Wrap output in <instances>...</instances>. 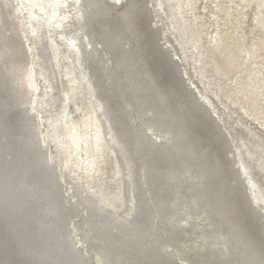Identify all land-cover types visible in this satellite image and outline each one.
I'll return each mask as SVG.
<instances>
[{
	"label": "bare ground",
	"instance_id": "6f19581e",
	"mask_svg": "<svg viewBox=\"0 0 264 264\" xmlns=\"http://www.w3.org/2000/svg\"><path fill=\"white\" fill-rule=\"evenodd\" d=\"M39 1L40 0H0V90L4 89L3 87L5 84L8 88V92L16 97V101L13 103L14 107H18L20 109L18 112H21L19 114L26 118L24 121L25 123L21 124L23 126L20 125V128H23V130L20 131V136L25 137L30 160L20 166V168L23 177L29 174H32L33 177V180L31 179L32 183L29 192L28 194L26 193L28 195L26 201L27 203L31 202L37 205L39 212L34 213L33 217L31 216V224L35 229L37 226H43V230L38 232L35 230L32 237H26V240L22 241L19 245H12L13 242H11L9 244L10 249L6 248L4 254L5 256H8L7 254L12 255V258L21 257L22 259V257H26L28 262L29 260L34 261L36 262L35 264H90L89 259L92 260V257L88 260L86 259L84 252L75 245L72 238L73 236L70 232L59 234V230L65 227H61L62 224H60V219L66 209H68L66 202L63 200L66 177L60 174L57 175V171L54 167H57L59 170L61 166L59 164L65 162L69 157L68 155H70L71 162L76 163V165L80 163L83 166L80 170L81 172L76 174L78 178H90L96 172L95 169L98 158L106 151L107 146H105L106 143L102 131L104 129H102L103 125L101 127L98 116L96 115L95 111L97 109H93L86 115V118L78 124L74 122L70 123V120L67 118L65 123L53 125V128L50 129L49 132V138L51 141H55V146L57 148V157L55 159L50 156L49 149H45V146L49 145L47 143L48 137L47 139L43 138V135L36 130L33 119H30L31 110L33 109L32 105L35 103L34 100L37 99V95L35 94L37 85L35 84V74L33 73L29 55L30 51L33 49L37 50L38 53L36 54L40 57L39 64L41 66V75L47 80L49 87L54 88V85L57 87L56 82L58 80L54 71V69H57V62L55 61L54 54L48 49L50 40L48 41L46 34L50 21L56 17L62 5V0L43 1L49 8L51 14L50 20L39 18L35 14V6L39 4ZM118 1H120V3H114L109 0H78L77 8L79 12H81L82 33L78 35L80 37L71 38L68 39V41L70 42L69 45L74 47L76 54L81 60V64L84 65L87 81L89 82L90 80L92 83V94L98 99L100 109L103 111L102 115L103 117L105 116L104 118L107 120V124H109V133L113 141L110 142L127 156V167L130 170L128 176L132 187L137 185V187L139 186L142 188L140 189L141 193L139 194V198L143 210L137 215H135L134 212L130 213L132 217L130 215H116L107 204L105 205L99 200L96 192L90 190L88 187L87 189L80 181L69 182L67 180L68 183H66L68 184V188L67 186L65 187L71 192H69L72 199L70 203L75 202L74 197L77 196L81 201L78 203V206L83 207V205H85V207L90 209L89 213H91V217L84 223L77 224L80 227V231L84 233L88 231V234L86 233L85 242L87 239L93 240L95 243L93 245L97 246L99 250L98 255L100 264H120V260L123 259L122 256L126 257L129 254L136 255L137 249L131 250L129 249L130 247H128L132 244V241H126L129 238L128 236L134 235L137 231H143L148 225L150 228V223H154L155 216L157 215L160 218L163 217V220L166 221V216L169 214L170 217H168L171 219V222H167L174 226V217L181 213L179 212L177 214L172 210V206L174 208L177 206H175V199H177V196H180V193L185 189L191 190L195 185L194 182L201 175L203 176L201 180L202 191L204 192V205L201 207V210H205L210 217V214H212L215 218L211 217V219H216L219 221L218 224H221L224 234L228 236L224 237L225 240H228L226 237L229 238L230 243L236 249L235 255H232L230 258L238 260V264L240 262L241 264H264V236H260L256 229H254L259 227V223H264V211H262V206H259V202H263L264 200V195L262 190L258 189L259 184L257 185L255 181L256 176L259 177L264 174V171L261 170L262 167L257 168V172H251V169L247 168L249 166L244 167V164L238 168L237 162L240 161L241 163V154L239 155L238 153L239 157L233 155L237 149L232 150L231 141L228 142L227 139L229 136L227 138L225 137V135H228L224 130L225 128H222L220 122L210 113L205 103L203 104L199 100L200 104L197 101L196 93L190 85L187 83L190 89L188 90L183 84L180 66L178 65L175 68V66L171 64L166 63L163 65L155 61L156 59L153 58L152 53L156 51L154 47L157 46V41L158 44H160L159 40H161V36L159 35V27L157 26L158 28H154V24H150L151 20L154 21V17L149 9L151 8L149 0ZM160 1L165 11L168 8L169 14L172 15L173 19L171 17L170 19L173 20V23L177 24V26L179 25V28L175 25L172 31H178L179 34H181L180 32L182 31L185 37H187L188 31L191 32L190 34L193 33L189 40L193 41L196 46L195 48L199 50L200 39H202L199 33L203 29H201L202 27L198 24L197 18L191 21L189 20V22L183 21L181 25L179 24V21H182L180 16L181 14L183 15L184 10L187 8L193 10L199 0H184L181 3L177 2V4L172 0ZM244 1L246 0L242 2ZM247 1H256L254 3L258 5V16L257 12L255 13L259 18L255 17L258 19L257 22H255L258 24V30L260 29L264 32V15L259 14V10L260 12L264 10V0ZM247 3L246 7L250 6V4L248 3V5ZM12 6H14V8ZM220 15L218 17H220ZM242 16L244 17L243 13L241 14V17ZM243 17L241 18L242 20L244 19ZM106 18L107 22L104 23L103 20ZM215 19L214 17V20ZM216 20L220 21L219 19ZM10 21L12 22L11 24H13L12 26L15 27V35L12 37L18 40V44L15 46H13V43L7 42L8 37H6V33L11 31ZM15 21L18 23L17 28L16 25H14V23L16 24ZM28 21L30 22L29 25L31 28H27ZM233 21L237 20L234 19ZM238 21V23L242 22H240V20ZM173 23H170L171 27H173ZM225 23L228 25L226 21ZM193 25L195 26L194 28ZM234 26L232 29L237 28ZM256 26L257 25H255V27ZM236 30L237 29H235V32L238 31ZM22 31L24 33L33 32V34H37L39 42L34 48L29 44V41L22 40V38L25 37ZM228 33L229 32L226 34L218 30L214 38L212 36L213 41L211 42L212 45L210 44V49L208 51L206 49L204 52L199 50L201 61H207L206 64H208L209 67L210 65L213 67V78L215 79H228L233 73H236V77L232 79L235 80L234 82H236V84H234L235 86L233 82L231 84L235 87L236 91L235 93L231 91L232 94H227V97L231 98L232 103L235 105L240 102L245 103L246 107L243 111L246 113V117L247 115L250 117V113H253L257 116V119L259 118L260 120V117L264 119V65L260 66L262 62L259 61V66L254 64L257 67H251V63L256 61H254V58L260 57L261 59V56H264V36L262 34L263 37L259 42L256 41V43L253 44L251 50H242L238 47L240 44L237 45L239 42H234V45L230 44L232 41H229L230 45L226 43L230 37L233 38L229 36ZM235 38L234 36L233 39ZM117 42H119L121 46L117 45ZM44 43L45 49L49 51L46 57H43L41 50L43 49ZM150 49H152L151 57ZM108 50H110L111 53L113 52L112 57H107L105 55ZM115 50L117 51L116 55L114 52ZM166 55H168L167 52ZM157 70L158 72H156ZM159 72L162 73L160 74ZM163 73L167 77L165 81L158 76H163ZM77 81L78 79L71 80V92L76 91L78 85ZM52 90L53 92L49 91L46 93L42 98L43 101H40L42 106L44 102L48 108H50L49 106L52 107V105L56 107L58 102H60L58 99L62 97L61 91H59V93L56 92L55 95L54 89ZM224 96L225 95L222 97ZM229 98L227 99L229 100ZM5 99L7 100V98ZM7 102L9 101L7 100ZM26 104L27 106H25ZM25 107L26 112H24ZM56 109H51V111L46 110V112H56ZM136 115L140 116L142 119L141 122L135 119L134 116ZM263 122L264 121H262V123ZM241 126L238 125V127H236L243 129ZM149 130H151V133ZM165 130L175 133V137L174 142L171 141L170 145L168 143L170 140L164 144V154L160 155L161 147L154 143L153 140L155 139L151 136L163 137L165 136ZM230 138L231 137H229V140ZM166 140H168V136ZM161 142L163 141L161 140ZM83 144L85 146L84 149L87 151L84 161L80 159V155L82 154L81 151H83ZM241 144L242 148L245 147L247 150L246 153L244 152L245 157H253L247 143L243 142ZM67 149L69 150V154ZM258 149L259 147H257V150ZM161 156L163 157L160 158ZM243 160L245 161V159ZM54 171L56 173L55 175H53ZM243 174L244 176L245 174L250 176V183L253 185L254 189L256 187L258 189H256L257 195L255 197L257 205L253 202L254 200L252 201V199H250L248 194L249 191L247 192L249 189H247V182L244 180ZM19 188L20 187H18V189ZM53 190L56 193L53 196L54 198L50 200ZM239 190H241L240 198L237 197V192H239ZM182 195L184 196L185 194ZM196 195L198 194L196 193ZM196 197L197 196H195V198ZM248 199L250 202H248ZM63 202L65 204H63ZM193 202L191 201L190 204L192 205ZM198 202L195 203L197 204ZM74 204L77 205V202ZM71 206L73 205L71 204ZM246 206L247 212L250 210L248 208L249 206L252 208L249 211L252 215L250 216L248 214L249 217L244 214L246 212L244 210ZM7 208L5 209L7 210ZM152 208L155 210L153 211ZM18 218H20V216ZM70 220L67 221L68 224ZM97 223L111 225L116 229H121L123 232H117L111 229L107 230V228L101 230L100 227L95 226ZM177 223L180 222L178 221ZM0 224H2V222H0ZM102 224L100 226H103ZM3 225L5 227L10 226L7 223H3ZM86 227L88 229L85 231ZM160 229L159 234L157 233L159 237L162 235ZM37 230L40 229L37 228ZM0 232H2L1 229ZM2 233H5V237L8 236L6 232L3 231ZM153 236V238H155L157 235ZM122 241H126V247L122 246ZM144 245L143 243L142 247H144ZM155 248H157V246ZM155 248L154 252L156 250ZM13 250L16 251L14 252L16 255L14 256ZM143 250L144 249H141L140 251ZM144 251L146 252V250ZM152 253H150V255ZM142 255L144 256L143 252ZM153 257L155 258L154 255ZM12 262L14 264V261ZM144 262L147 261L145 260Z\"/></svg>",
	"mask_w": 264,
	"mask_h": 264
},
{
	"label": "rangeland",
	"instance_id": "374dc122",
	"mask_svg": "<svg viewBox=\"0 0 264 264\" xmlns=\"http://www.w3.org/2000/svg\"><path fill=\"white\" fill-rule=\"evenodd\" d=\"M43 1L44 0H40L39 4L35 6V14L39 18L50 20L51 14L49 12V8L45 3H43ZM77 1L78 0H62V5H61L59 11L57 12L56 17L50 21V25L47 27L46 36H47L48 41L50 40L48 49H50L51 52L54 54L55 61L57 62L56 63L57 69L56 70L54 69V71L56 73L57 80H58L56 82L57 87L55 85H54V88L49 87L47 80L44 78V76L41 75V66L39 64L40 63V57L38 56V54H36V53H38L37 50L33 49L32 51H30V55H29L30 58L29 59L31 62L33 73L35 74V77H34L35 78V84L37 85L36 90H35V94L37 95V99L34 100L35 103L32 105L33 109L31 110V116H30L31 118L30 119L31 120L33 119V123L35 124L36 130L38 131V133L42 134L43 138L47 139V137H48L47 143L49 145L48 144L47 145L49 147L45 146V149L46 150L49 149L50 156H52V158L55 159L57 157L56 156L57 155V148L55 146V141L54 140L51 141L49 138V132H50V129L53 128V125L57 124V123H65L67 118L70 120V123L74 122V123L78 124V123H80V121H83L86 118V115L91 110L97 109L95 112H96V115L98 116L101 127L103 125L102 129H104V130H102V131H103V136L105 138V143H106L105 146H107V147H106V151H104L103 155L101 157H99L97 162H96V169H95L96 172H95V174H93L94 176L92 175L90 178L79 179L76 174L78 172H81L80 170L82 169L83 166L80 163L78 165H76V163L71 162L70 161V155H68L69 157L65 162H63V163L61 162L59 164V165H61L59 167V170L57 169V167L56 168L54 167V169H56L57 175L60 174L63 177H66V181H65L64 185L66 184L65 186H67V188H68V184H67L68 181L69 182L80 181V183L83 184L86 188L88 187L90 190H93L94 192H96L99 200L101 202H103L105 205L107 204V206L112 209L114 214H116V215L122 214V215H126V216L128 215L129 216L130 213L134 212L135 215H137L143 210L142 204H141L140 198H139L140 197L139 194L141 193L140 189H142V188L139 186L137 187V185H135V187H132V184L130 183V179L128 176V173H130V170L127 167V161H128L127 156L122 151H120L113 143L110 142L112 140H111L110 133H109V130H110L109 124H107L108 122L104 118L105 116L103 117V115H102L103 111L100 109V104H99L98 99H96L94 97V95L92 94V88H91L92 83L90 82V80H89V82L87 81V79L85 77L84 65L81 64V60L79 59V56L76 54L74 47L69 45L70 42L68 41V39L78 38V37H80L78 35L79 34L81 35V33H82V31H81L82 30V22H81L82 18L80 16L81 12H79V10L77 8L78 7ZM109 1H113L114 3H120V1H118V0H109ZM123 1H126V0H123ZM172 1L177 4V2L181 3L184 0H177V1L172 0ZM242 1L241 0H199L196 3L197 5L195 4L196 6L193 9L195 11L189 10L188 8L186 10H184L183 15L181 14V16H180L182 21H179V24L181 25V22H183V21L189 22V20L191 21L194 18H197L198 24L200 25V27H202L201 29H203L199 33L200 38L202 37V39H200L201 41H200L199 50L202 52L206 51V49H207V51L210 49L209 47H211V45H212L211 42L213 41L212 36L214 38V35L216 34V32L218 30L219 31L221 30V32H224L226 34H227V32H229L228 33L229 36H232L233 38H234V36L236 37L235 39L230 37L231 40L229 38L228 41L226 42L228 45H230V44L234 45L235 43L239 42V43H237V45L240 44V46H238V47H240V49L251 50L253 47V44L256 43V41L259 42V40L264 36V32L261 31L260 29L258 30V24H256V22L258 20L257 18H259V17H257L258 16V8H257L258 5H257V3H254L256 1H254V2H250L247 0L244 2H242ZM247 2L251 6V7L248 6L249 9H248V7H246ZM149 4L151 5V8H149V9L151 10V14L154 17V21L151 20L150 24H152V25L154 24L153 25L154 28L159 27V30H160L159 35L161 36V40L158 39L160 41V44H158V41H157V44H156L157 46L154 47L156 50L155 53H152L151 52L152 49H150V57H151V53H152L153 58L156 59L155 61L160 63V64L161 63L163 65H165L166 63L171 64L172 66H175V68L178 65L180 66L181 78H183L182 81L184 82L183 84L186 86V88L188 90H190L188 84L190 85V87L196 93V96L199 98L198 99L196 97L197 101L199 102V100H200V102H202L203 104L205 103L208 106V110L210 111V113L213 116H215V118L220 122V125L222 126V128L223 129L225 128L224 130H225L226 134H228V135H225V137L226 138L228 136L231 137L230 140H229V137L227 139H228V142L231 141L230 143H231L232 150L237 149L233 155H236L237 157H239V155L241 154L242 160H241V163H240V161L237 162L238 168L244 164V167L249 166L247 168L251 169V172H257V168H259V167L260 168L262 167L261 170L264 171V165H263L264 164V122L262 123V121H264V119H261V117L259 116L260 120H262V121H260L259 118L257 119V116L254 115L253 113H250V117H249V115H247V117H248L247 118L246 113L243 111V109H245V107H246L245 103L240 102L239 104L235 105L234 103H232V99L227 97V94L229 95V94H232V92L235 93V91H236L235 87H234L235 86L234 84H236V82H234L235 80H232L236 77V73L235 74L233 73L228 79L227 78L226 79L225 78H219V79L213 78L214 77L213 76L214 75L213 74L214 73L213 67L211 65L209 67L208 64H206L207 61H201V57L199 55V50L197 48H195L196 46L193 43V41L189 40V38H191V35L193 33L190 34L191 32L188 31L187 37H185L184 33L182 31L180 32L181 34H179L178 31L173 32L172 29L174 28V26L176 25V27L179 28L178 27L179 25L177 26V24L173 23V20L170 19V17L172 18V15L169 14L170 12H168L169 11L168 8L165 11L160 0H149ZM221 4H223V5H221ZM240 6H242V7H240ZM12 7L14 8V6H12ZM243 7H246V8H243ZM229 8H230V10H229ZM237 8H239V9H237ZM243 10H246V11H243ZM190 11L191 12L193 11V12L191 13ZM263 11L260 12V10H259V14L264 15ZM220 12H221V15H220ZM255 12H257V16H256ZM240 13L244 14V17L242 16L244 18L243 19L244 21L241 19L242 17H241ZM223 14H225V15H223ZM236 14H238V15H236ZM219 15H220V17H218ZM176 16H179V15H176ZM231 16H233V17H231ZM214 17L216 19H219L220 21L222 20L221 23H220V21H218L216 19L214 20ZM229 17H230V19H229ZM255 17H257V18H255ZM233 18L236 19L237 21L238 20H240V22L242 21L241 22L242 24L238 23L239 21L238 22L233 21L234 20ZM223 20H224V23H223ZM230 20L233 21L234 23L231 22ZM103 21H104V23H106L107 18ZM225 21L228 23V25L230 23V25L228 26L225 23ZM204 22H205V24H204ZM11 23L12 22L10 21L11 31H8L9 33L8 32L6 33V37H8L7 42L13 43V46H15L16 44H18V42H17L18 40L15 38L13 39V37H12L15 35L14 34L15 27H13L12 26L13 24H11ZM170 23H173V27L170 26ZM17 24H18L17 22H16V24L14 23V25H16V28L18 27ZM29 24H30V22L28 23L27 28H29V27L31 28V26ZM239 24H241V25H239ZM31 25H34V24H31ZM221 25H223V26H221ZM232 25L233 26L235 25L234 27H237V28H235L238 30V31L236 30L237 32H235L234 28H233L234 30L232 29V27H233ZM255 25H257V26L255 27ZM240 26H242L243 28ZM194 27L195 26L193 25V28ZM238 27L240 30L238 29ZM225 28H227L228 30ZM23 29H25V28H23ZM22 33L25 36L24 37L22 35L24 37V38H22V40L23 41H26V40L29 41V44H31L33 48L39 42V37L37 36L36 33H34V34H33V32L32 33H29V32L24 33L23 31H22ZM232 34H234V35H232ZM262 34H263V36H262ZM237 35H239L241 37V42H240V37ZM176 36H178V37H176ZM258 37H259V39H258ZM229 41L230 42L232 41V43L229 44ZM242 41H243V43H242ZM118 43L119 42H117V45H120V43L119 44ZM241 43H242V45H241ZM27 45H28V43H27ZM161 45H162V47H161ZM45 48L46 47H45V43H44L43 49H41L43 57L48 56V53H49V51H47L48 49L46 50ZM114 52L116 55L117 51L115 50ZM166 52L168 53V55H166ZM105 55L107 57L108 56L112 57L113 52L111 53V51L108 50L105 53ZM256 58H254V61L256 60L257 63H256V61L254 63H251L252 64L251 67L254 66L253 68H256L257 66H259L258 65L260 63L259 61L262 62V63H260V66H263L264 65V56L263 57L261 56V59L263 61L260 59V57H258L259 59L258 58L256 59ZM254 64H256L257 66ZM206 65H207V67H206ZM205 68H207V69H205ZM156 72H158V70ZM158 76L163 81H165L167 78L164 73H163V76H160V75H158ZM74 79H78V81H77L78 85H77L76 91L71 92V90H70L71 80H74ZM232 82H233L234 86L231 85ZM232 87H234V88H232ZM3 88L4 89L0 90V105H1L0 106V154H1L0 155V205H1L0 206V222H2V224H0V229L2 232L4 231L7 233L8 238L5 237L6 236L5 233L0 232V264H13L12 261H14V264H25V263L26 264H35L36 262H34V261L29 260V262H28V259L26 257H22V259H21V257L12 258V255L7 254L8 256H5V254H4L5 253L4 250L6 248L10 249L9 244L11 242H13L12 245H19L22 241L26 240V237L27 238L32 237L33 236L32 234L35 232V230H36V232L43 230V226L42 225H41L42 227L37 226L35 229L31 224L32 223L31 222L32 217H33L34 213L39 212V210L37 209V207H38L37 205H35L34 203L32 204L31 202L27 203V201H26L27 196H28L27 194L29 192V189H30L31 183H32L31 179L33 180V177H32V174L31 175L29 174L28 176L24 175V177H23L22 176L23 174L21 173V168H20V166H22L23 164L27 163L30 160V155L28 153V146L25 143V137L20 136V131L23 130V128H20V125L25 123L24 121L26 118L23 115L19 114L21 112H18V111H20V109L18 107H14L13 103H15L16 97L12 96L11 93L8 92V88L6 87L5 84H4ZM5 88H7V89H5ZM231 88H232V90H231ZM52 89H54L55 95H56V92L59 93V91H61L60 93L62 94V97H60L58 99V101H60V102H58V104L56 106L57 109L54 105H52V107L49 106L50 108H48V106L45 105L44 102H43V106L40 103V101H43L42 98L44 97V95L46 93H48L49 91L53 92ZM6 91H7V93H6ZM226 91H228V92H226ZM225 92H226V94H225ZM221 95L222 96L225 95L226 97L225 96L222 97ZM218 96H219V98H218ZM58 97H59V94H58ZM5 98H7V100L9 102H7V100ZM227 98H229V100ZM230 99H231V101H230ZM230 102L232 103V105ZM25 106H27V104ZM203 106H205V105H203ZM51 109H54V110L56 109V112H49V113L46 112V110L51 111ZM208 110H207V112H208ZM24 112H26V107L24 109ZM243 113H244V115H243ZM134 117L139 122L142 121V119L140 118L139 115H136ZM240 121H243V122H240ZM238 125H240V126L243 125V126H241V127H243V129L237 128ZM21 126H23V125H21ZM149 131L151 133V130H149ZM169 132H171V133H169ZM164 134H165V136H163V137H157L155 135L151 136L152 138L155 139V140H153L154 143H156V145H159L161 147V154L160 155L164 154V152H163V150L165 149L164 144L170 140L168 142L170 145L171 141L174 142V137H175V133H173L172 131H169V130H165ZM166 135L168 136V140H166L167 139ZM172 135H174V136H172ZM8 138H14V139H8ZM164 138H165V141H164ZM10 140H13V141H10ZM161 140L164 143L161 142ZM243 142L247 143L249 151L253 154L252 155L253 157H251V158L245 157L244 152L246 153L247 150L245 147L242 148L241 143H243ZM163 146H164V148H163ZM257 147H259L258 150H257ZM84 148H85V146L83 144V146H82L83 151H81L82 154L80 153L81 154L80 159H82V161L85 160L86 155H87V151ZM113 150H114V152H113ZM67 151L69 154L68 149H67ZM167 151H169V150H167ZM238 153H239V155H238ZM3 154H4V156H3ZM162 157L163 156H161L160 158H162ZM243 159H245V161ZM145 162H147V161H145ZM54 166H55V163H54ZM22 170H23V168H22ZM55 174L56 173L54 171L53 175H55ZM83 175H84V173H83ZM200 176L196 180L197 182L196 181L194 182L195 185L193 184L195 187L193 186L191 190L185 189L184 191H182V193H180L181 195L180 196L178 195L177 199H175V201H176L175 206L176 205L177 206L175 208L172 206V208H173L172 210L177 214L179 212H181V213H179L178 215H176L174 217V219H173L174 220V223H173L174 226H172L170 223H168V222H171V219H169V217H170L169 214L166 216L167 217L165 219L166 221L163 220V217H161L162 218L161 219L160 217H158V215L155 216V221H154V223H152V222L150 223V228L148 227L149 226L148 225L146 228H144L143 231H141V232L137 231V232H135L134 235L128 236L129 237V238L127 237L128 239L126 238L127 239L126 241H132V244L130 246H128V247H130L129 249L135 250V248H136L137 252H136V255L135 254H132V255L129 254L126 257L122 256L123 259L120 260V264H127L129 262H130L129 264H144V263L145 264H223V263L224 264H238V260H234V259L230 258L232 255H235L236 249L230 243L229 238H227L228 237L227 234L226 235L224 234L221 224H218L219 221L216 219H211V217H213L212 214H210L211 215V217H210L209 214H207L205 210H201V207H203V205H204L203 204V200H204L203 193L204 192L202 191L203 189H202V180H201L203 178V176H201V177ZM29 177H30V179H29ZM243 177H244V180H246V182H247V183L246 182L245 183L247 185V189H249V190H247V192L249 191L248 194L250 196V199H252V201L254 200L253 202L256 204L255 197L257 195V192H256L257 187L254 189L253 185L250 183V176H248L247 174H245V176H244V174H243ZM259 177L256 176L255 181H256L257 185L259 184L258 189L262 190L263 195H264V189H263L264 188L263 187L264 174H262V176H259ZM22 178H26V179H22ZM245 178H247V179H245ZM256 179H259V180H256ZM262 180H263V182H262ZM4 181H6V182H4ZM28 183L30 186L28 185ZM92 183H93V185H92ZM196 183H198V184H196ZM65 186H64V190L68 191L69 189H66ZM18 187H20V188L18 189ZM186 190L187 191L189 190V191L187 192ZM65 191H64V193H65L64 198L65 199L63 197L62 198L66 202V204H67L66 206L68 209H66V211L63 213V215L60 219V224H62L61 227L62 226L63 227L65 226V227L63 229L59 230V234L60 233L65 234V232L66 233L70 232L73 236L72 238H73V241L75 242V245L78 246L79 249H81L84 252L86 259L88 260L90 257H92L93 262H92V260L89 259L90 264H93V263L94 264H100L99 263L100 262L99 261V255H98L99 250L97 249V246L93 245V244H95L93 242V240L91 241V240L87 239V241L85 242L86 233L88 234V231H86V230L88 228L87 227L85 228L86 233H84V232L79 230L80 227H79V225H77L78 223H84L87 219H89L91 217L90 216L91 213H89L90 209L85 207V205H83V207H79L78 203L81 201H80L79 197H77V196H76L77 198L74 197L75 198L74 201L77 202V205L74 204L75 202L70 203V201H72V199L70 197L71 192H70V190L68 192H65ZM239 192H237L238 198H240L241 190H239ZM55 193L56 192L53 190V193H52V196L50 197V200H52L54 198L53 196ZM196 193L199 196L196 195ZM200 193H202V194H200ZM182 194H185V195L183 196ZM195 196H197V197L195 198ZM193 197H194V199H193ZM144 198H145V195H144ZM190 199L192 202L195 200L192 203V205L190 204L191 203ZM198 201H200V202H198ZM179 202H180V204H179ZM181 202L183 205L181 204ZM195 202H198L197 204L199 206ZM248 202H250L249 199H248ZM259 203H260L259 206L260 207L262 206L261 207L262 211H264V200H263V202H259ZM63 204H65V203L63 202ZM71 204L73 206H71ZM178 205H179V207H178ZM77 206H78L79 210L77 209ZM7 207H9V208H7ZM5 208H7V210ZM248 208L250 210L252 209L250 206ZM11 209H12V211H11ZM152 210L154 211L155 209L152 208ZM244 210L246 211V212L244 211L245 212L244 214H246L245 216L249 217L248 214L250 216L252 215V213L250 214V212H249L250 210L247 212V206ZM24 211H25V213H24ZM200 211H203V212H200ZM12 212H14V213H12ZM3 213H4V215H3ZM204 214H205V216H204ZM19 216H20V218H18ZM213 218H215V217H213ZM28 219H29V221H28ZM10 220H12V221H10ZM68 220H70L69 224L67 222ZM161 220H163V221H161ZM104 221H106V220H104ZM178 221L180 223H177ZM183 221H185V222H183ZM3 223H7L10 226L5 227L3 225ZM23 223H25V224H23ZM101 224L102 223H97V225H95V226L100 227L101 230H103L104 228L105 229L107 228V230L111 229V230H116L117 232L122 231L121 229H116L115 227H113L111 225H107V224L103 225L104 223L102 224L103 226H100ZM109 224H110V222H109ZM263 224L259 223L258 224L259 227L257 228L255 226L256 228H254V229H256L257 233H259L260 236H264V234H263L264 233V230H263L264 225ZM22 225H24V226H22ZM260 226H261V228H260ZM20 228L22 229V231ZM37 228L40 230H37ZM8 229H10V230H8ZM159 229H160V232L162 231L161 237L158 236ZM17 230H18V232H17ZM62 230H64V231H62ZM164 231L166 234L164 233ZM153 235H155V236L157 235V236L155 238H153L154 237ZM225 236H227L226 239H228V240H225V238H224ZM133 237H134V239H133ZM104 238H105V236H104ZM126 241H122V246H124V247L127 246ZM6 242H8V243H6ZM143 243L145 244L144 247H142ZM225 244H226V246H225ZM156 246L159 249L155 248ZM149 248H151V249H149ZM154 248L160 254H158L156 250L154 252ZM139 249L140 250L144 249V250H146V252L144 250L140 251ZM152 251H153V253H152ZM224 251L228 252V253H225ZM12 252H13V256L16 255V253H14L16 251L13 250ZM142 252H143L144 256L142 255ZM230 252H231V254H230ZM150 253H152V254L150 255ZM147 255H149V256H147ZM153 255L155 256V258L153 257ZM229 259H231V260H229ZM18 260H20V261H18ZM21 260H23V261H21ZM139 260H140V262H139ZM145 260L147 262H144ZM239 264H241V262Z\"/></svg>",
	"mask_w": 264,
	"mask_h": 264
}]
</instances>
